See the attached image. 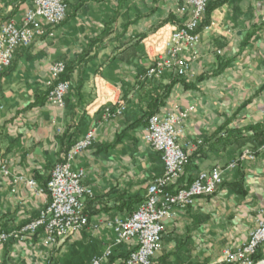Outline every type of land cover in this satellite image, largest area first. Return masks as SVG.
Returning <instances> with one entry per match:
<instances>
[{"label": "crops", "instance_id": "crops-1", "mask_svg": "<svg viewBox=\"0 0 264 264\" xmlns=\"http://www.w3.org/2000/svg\"><path fill=\"white\" fill-rule=\"evenodd\" d=\"M217 1L223 4L211 13L210 25L200 31L199 44L188 54L193 77L176 83L160 109L190 110L186 139L194 144L202 141L191 156L182 185L238 157L240 151L224 147L216 135L224 137L225 132L241 128L264 131V0H212ZM67 4L66 22L54 36L17 50L14 70L0 80V165L10 173L7 179L0 170V231L17 230L39 216L45 198L36 196L25 180L35 179L43 187L67 147L90 130H96L97 140L73 163V170L85 172L83 182L93 192L85 200L86 212L91 225L99 229L88 228L54 250L30 244L0 246V264H91L113 240L105 222L129 217L119 211L122 194L146 195L148 185L164 172L161 155L142 142L144 127L135 135L136 145L125 139L108 152L105 147L150 112L152 100L178 79L175 73H167L160 80L143 81L140 72L150 58L163 52L167 39L186 20L176 14L183 0H67ZM32 7L33 0H0V24L13 21L21 26ZM107 31L111 34L103 44L91 47ZM135 44H139L135 46L139 60H119L122 50ZM86 52L93 59L81 69V104L74 110L77 103L72 97L62 111L49 108L50 68L75 61L78 70V60ZM78 79L75 73L72 83ZM37 95L40 103L33 106ZM120 100L126 102V113L106 122V109H115ZM246 135L254 138L253 131ZM130 151L137 152L132 158L139 157L143 168L132 165L126 155ZM256 156L255 162L240 164L225 177L231 183L242 176L246 195L222 186L215 195L180 211L166 222L163 250L153 264H215L226 248L249 242L258 212L264 208V152ZM19 178L23 180L9 185ZM129 251L127 246L119 247L114 260L103 264H126ZM258 256V263L264 264L263 249Z\"/></svg>", "mask_w": 264, "mask_h": 264}, {"label": "built area", "instance_id": "built-area-1", "mask_svg": "<svg viewBox=\"0 0 264 264\" xmlns=\"http://www.w3.org/2000/svg\"><path fill=\"white\" fill-rule=\"evenodd\" d=\"M208 3L209 0H183V4L177 7L176 14L186 17V20L167 39L163 52L150 58L143 81L160 80L167 73H175L185 81L193 77V60L188 59V54L195 51L201 40L199 26ZM67 16V0H33V7L26 11L21 26L13 21L0 24V73L11 67L17 50L29 48L44 36L53 37ZM50 72L52 79L48 82L46 104L49 108L62 111L66 107L71 83L60 81L65 72L63 63L54 64ZM126 111V102L120 100L115 109H106L104 120H116ZM190 114V110L170 108L149 119L142 131V142L162 156L164 174L148 185L144 202L132 216L115 217L105 222L114 237L105 251L92 259L91 264H103L121 246L131 250L126 264H153L154 258L163 250L166 222L175 219L180 211L193 207L199 199L215 195L223 186L226 175L240 164L257 160L256 154L246 150L237 160L218 163L210 171L200 172L191 184L182 185L190 158L202 145V141L194 144L186 139ZM96 140V130H90L63 156L51 172L47 190L35 179L25 180L36 196L45 198L44 208L29 224L10 232L0 231V246L30 244L39 249L54 250L88 228L98 231L99 226L91 225L86 212L85 200L92 198L93 192L83 182L85 172L73 170V163ZM260 151L264 152V146ZM1 173L9 178L7 166H2ZM22 180H10L9 185ZM258 215L257 226L249 242L238 248H226L215 264H254L252 257L260 249L264 250V208L259 210Z\"/></svg>", "mask_w": 264, "mask_h": 264}, {"label": "trees", "instance_id": "trees-1", "mask_svg": "<svg viewBox=\"0 0 264 264\" xmlns=\"http://www.w3.org/2000/svg\"><path fill=\"white\" fill-rule=\"evenodd\" d=\"M222 4H223L222 1L212 2V0H209L208 6H207V11H206L201 23H200V26H199V32L203 28L210 25L211 13L214 11V9L221 6ZM110 34H111L110 31L104 32V34L102 35L100 40H94L91 43V47H94L97 44H103L104 39L107 38ZM122 37L123 36L117 37V40H120ZM129 44H130V42H127L126 45H129ZM136 45H139V44H135L134 46L132 45L129 48H125V50H122L121 55L118 56L119 60H121V61H134L136 59L139 60L140 56L138 55L139 53L135 49ZM122 46L126 47L125 45H122ZM92 59H93V57L92 58L89 57V52H86V54L84 56H82L81 59L78 60V65H79L78 70H77V66L75 65V61H73L71 64H69L67 66L65 65V72L60 77V81H67V82H70L71 85H73V87L71 86V91L73 93L71 96H69V98L68 97L66 98V105H68V102H70V99L73 97L77 103V105L73 107L74 110L77 109V107L82 102V93L81 92L83 89V83L80 80L81 69H83ZM142 61L144 64H145V62H147L145 57L142 58ZM145 67L146 66L143 65L142 70L140 72V76H141L140 79L146 74V68L147 67L146 68ZM13 70H14V68H13V63H12L11 68H8V69L4 70L2 73H0V80L3 77H5L10 71L12 72ZM75 73H77V76L79 77V79L74 84V83H72V80H73V75H75ZM177 77H178V79L172 81V83L170 85H168L164 88L163 94L159 95L156 99L152 100V102L150 104V108H151L150 112L144 114L139 120L130 124L123 131H121L119 134H117L115 141L105 147V150L107 152L110 151L111 149L116 148L119 145V143H121V141H123L125 139H128L129 141H131L133 143V145H136L137 140L135 138V135L137 134L138 130L141 127H144V128L147 127L149 119L152 116L158 114L161 107H163L165 105V101L169 98L170 91L172 90L174 85L176 83L182 82L183 79L179 76H177ZM36 100L37 101L33 104V106L40 103V97L38 95H37ZM248 131L254 132V138H248V136L246 135V133ZM69 132H70L69 129L64 132L63 137L60 140L62 142V144L66 140V138L68 137ZM216 136H215V138H216L217 142L220 143L221 145H223L224 147L232 148L236 152L240 151L238 157L234 160H237L239 158V156L242 154L243 149L246 147H249L251 152H253L254 154H259L261 152L260 151L261 148L264 146V131H259L258 129H249V130L244 129V128L232 129V130L225 132L224 137L217 138ZM76 143L69 145L67 147L65 153H68L75 146ZM161 158H162V156H161ZM2 166L3 165H0V170H1ZM163 174H164V172H163ZM163 174H161L160 176H162ZM160 176H158V177H160ZM50 178H51V175H50L49 179L46 180L43 184V188L45 190H47V186H48V182H49ZM223 188L231 189L241 196L246 195V191H245V187H244V180H243L242 176L234 182H231V183L225 182L223 184ZM145 196L146 195H141V194L130 195L127 193H123L122 197H121L122 202H121V205L119 206L120 214L128 213L129 217L132 216L138 210L139 206L144 202ZM91 202H93V201H91ZM129 252L131 253V250ZM130 253L128 254L127 257L130 256ZM252 259H253L254 264H257L259 261L258 253L255 256H253ZM111 260H114V259L112 258Z\"/></svg>", "mask_w": 264, "mask_h": 264}, {"label": "rangeland", "instance_id": "rangeland-1", "mask_svg": "<svg viewBox=\"0 0 264 264\" xmlns=\"http://www.w3.org/2000/svg\"><path fill=\"white\" fill-rule=\"evenodd\" d=\"M71 91V90H70ZM90 150H92V148L90 149ZM246 150H249V151H251L249 148H247V149H244L243 151H242V153L243 152H245ZM119 153H121V152H119ZM116 154H118L117 152H116ZM122 154H124V152H122ZM135 154H137V152L135 153V151H130V152H128V153H126V155H128V157H130V158H132ZM131 161V160H130ZM129 161V162H130ZM190 161H191V158H190ZM191 163V162H190ZM189 163V164H190ZM132 165L136 168V169H141V168H143V165L140 163V161H139V157L138 158H136V159H134V158H132ZM189 166V165H188ZM151 180H148V181H145V183L144 184H146V183H149ZM257 264H259V263H257Z\"/></svg>", "mask_w": 264, "mask_h": 264}]
</instances>
